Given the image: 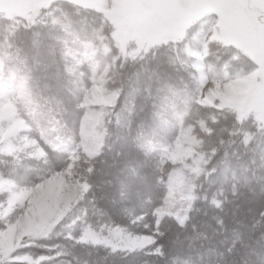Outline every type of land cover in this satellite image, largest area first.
<instances>
[{
  "label": "snow or ice",
  "instance_id": "6c2138e0",
  "mask_svg": "<svg viewBox=\"0 0 264 264\" xmlns=\"http://www.w3.org/2000/svg\"><path fill=\"white\" fill-rule=\"evenodd\" d=\"M0 0V264H264V0Z\"/></svg>",
  "mask_w": 264,
  "mask_h": 264
},
{
  "label": "rangeland",
  "instance_id": "374dc122",
  "mask_svg": "<svg viewBox=\"0 0 264 264\" xmlns=\"http://www.w3.org/2000/svg\"><path fill=\"white\" fill-rule=\"evenodd\" d=\"M24 7L25 5L23 4V0H18V3L16 5V11H22Z\"/></svg>",
  "mask_w": 264,
  "mask_h": 264
}]
</instances>
